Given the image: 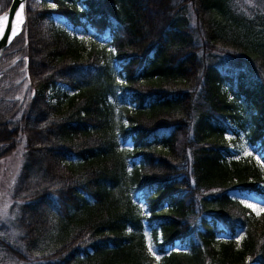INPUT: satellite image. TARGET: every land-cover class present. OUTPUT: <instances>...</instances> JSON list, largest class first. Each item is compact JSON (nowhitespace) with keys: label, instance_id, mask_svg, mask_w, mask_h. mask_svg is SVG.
I'll list each match as a JSON object with an SVG mask.
<instances>
[{"label":"trees","instance_id":"1","mask_svg":"<svg viewBox=\"0 0 264 264\" xmlns=\"http://www.w3.org/2000/svg\"><path fill=\"white\" fill-rule=\"evenodd\" d=\"M21 138L0 264H264L232 195L264 203V0H25L0 160Z\"/></svg>","mask_w":264,"mask_h":264},{"label":"rangeland","instance_id":"2","mask_svg":"<svg viewBox=\"0 0 264 264\" xmlns=\"http://www.w3.org/2000/svg\"><path fill=\"white\" fill-rule=\"evenodd\" d=\"M53 19L58 24H63V19L57 15H53ZM69 30L70 28L67 27ZM74 34L78 37L87 36L85 31L78 27L74 31ZM58 91L64 92L67 95H71L72 92L69 91L67 88L57 85ZM226 138L234 139L235 141L230 144L231 152L234 156L246 155L251 152L250 147L246 143L243 136L239 133L237 138H233L231 134H226ZM128 144V143H127ZM129 145V144H128ZM24 147V140L21 138L17 145V148L10 154L8 157L0 160V227L2 229L8 230L9 232L12 231L11 222L14 214V210L11 209L12 201L10 199V187L14 181V178L18 172V168L21 161V156L23 153ZM254 159L257 162H260V156L258 154H253ZM264 168V164H262ZM232 195L236 196L238 199L241 200L243 204L249 207L255 214L257 215H264V212H261L260 209L264 208V203L260 202L257 198L240 195L238 193L232 192ZM153 251L151 253L154 255V248L152 245H149V248Z\"/></svg>","mask_w":264,"mask_h":264},{"label":"water","instance_id":"3","mask_svg":"<svg viewBox=\"0 0 264 264\" xmlns=\"http://www.w3.org/2000/svg\"><path fill=\"white\" fill-rule=\"evenodd\" d=\"M24 2L25 0H10L9 6L5 11L0 13V18L7 16V24L6 27L2 30V38H0V56L3 53L5 47L9 44L8 37L12 35L13 37L19 33L21 30L22 24L24 22ZM21 5L23 7L21 8ZM17 10H20L22 13V24L21 27L15 32L13 35V21Z\"/></svg>","mask_w":264,"mask_h":264},{"label":"snow or ice","instance_id":"4","mask_svg":"<svg viewBox=\"0 0 264 264\" xmlns=\"http://www.w3.org/2000/svg\"><path fill=\"white\" fill-rule=\"evenodd\" d=\"M53 7H55V5L53 4L52 5ZM23 7V5H21V8ZM17 16H20V12H17ZM6 24H7V16L3 17V18H0V38H2V30L4 27H6ZM13 35H15V26L13 27ZM13 38L12 35H10L8 37L9 41H11V39ZM249 207H252V205H249ZM261 212H264V208L260 209ZM149 251H153L151 249V247L149 248Z\"/></svg>","mask_w":264,"mask_h":264},{"label":"bare ground","instance_id":"5","mask_svg":"<svg viewBox=\"0 0 264 264\" xmlns=\"http://www.w3.org/2000/svg\"><path fill=\"white\" fill-rule=\"evenodd\" d=\"M17 12H20V16H17ZM17 12L15 14L14 21H13V27L15 26V32L21 27V24H22V13L20 10H17Z\"/></svg>","mask_w":264,"mask_h":264}]
</instances>
